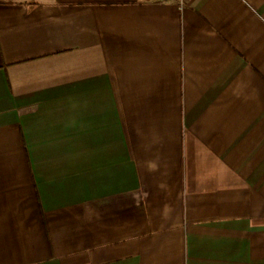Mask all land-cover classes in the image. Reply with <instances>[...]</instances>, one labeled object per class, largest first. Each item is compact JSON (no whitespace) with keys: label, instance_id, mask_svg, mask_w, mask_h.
Masks as SVG:
<instances>
[{"label":"crops","instance_id":"crops-1","mask_svg":"<svg viewBox=\"0 0 264 264\" xmlns=\"http://www.w3.org/2000/svg\"><path fill=\"white\" fill-rule=\"evenodd\" d=\"M0 264H264V0H0Z\"/></svg>","mask_w":264,"mask_h":264}]
</instances>
